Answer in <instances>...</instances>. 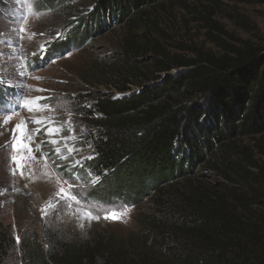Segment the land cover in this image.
Masks as SVG:
<instances>
[{
  "label": "trees",
  "instance_id": "trees-1",
  "mask_svg": "<svg viewBox=\"0 0 264 264\" xmlns=\"http://www.w3.org/2000/svg\"><path fill=\"white\" fill-rule=\"evenodd\" d=\"M85 1L43 4L66 11ZM89 1V13L65 25V39L82 43L112 23L123 37L120 63L106 73L121 83L99 81L103 89L89 86L80 95L97 131L88 165L106 179L98 195L148 198L149 209L140 230L125 237L54 239L46 251L27 241L26 264H264V165L237 141L264 132V47L245 41L222 43L220 54L169 55L153 36L159 28L150 11L164 0ZM111 84L120 96L104 88ZM199 170L218 172L223 181L207 186L211 175ZM13 244L0 223V264Z\"/></svg>",
  "mask_w": 264,
  "mask_h": 264
},
{
  "label": "rangeland",
  "instance_id": "rangeland-1",
  "mask_svg": "<svg viewBox=\"0 0 264 264\" xmlns=\"http://www.w3.org/2000/svg\"><path fill=\"white\" fill-rule=\"evenodd\" d=\"M28 2L0 0V79L5 81L0 84V99L7 100L14 109L0 111V223L14 238L2 264H26L27 241L34 246L40 244L46 251L54 239L83 243L98 235L135 234L140 230L141 214L149 209L148 198L124 201L118 198L119 193L106 190L109 197L98 195L104 192L101 185L106 179L95 175L88 165L94 156L92 141L97 131L80 95L89 86L103 89L99 81L121 83V78L107 74L120 63L123 28L112 23L90 33L82 43H72L65 39V25L77 20V15L89 13L93 6L89 0L70 4L71 9L66 11L57 4L47 7L43 4L46 0H31L33 7L29 10ZM158 4L150 9L159 28L153 36L169 55L192 57L196 49L220 54L225 51L222 43L239 46L245 41L264 47V3L164 0ZM143 66L152 67L148 62ZM131 87L136 89L135 85ZM104 88L115 93L114 97L121 95L114 84ZM36 97L42 98L41 106L48 107L30 112L15 106V101ZM6 116L12 118L5 125L2 121ZM37 119L41 121L38 124L33 122ZM21 121L31 137L25 142L30 143L32 152L22 150L24 166L14 175L16 165L11 157L17 153L11 147L12 130ZM49 128L61 131L49 134ZM53 140L56 143H51ZM237 141L251 161L264 165V132ZM246 166L257 172V168ZM200 172L211 175L205 181L207 186L223 181L218 172ZM96 177L99 180L94 183ZM61 188L69 195L61 193ZM125 208L130 211L122 219L104 218L106 212L119 213ZM88 213L99 219H92Z\"/></svg>",
  "mask_w": 264,
  "mask_h": 264
},
{
  "label": "snow or ice",
  "instance_id": "snow-or-ice-1",
  "mask_svg": "<svg viewBox=\"0 0 264 264\" xmlns=\"http://www.w3.org/2000/svg\"><path fill=\"white\" fill-rule=\"evenodd\" d=\"M27 7L29 10H32L33 4L31 2V0H29V2L27 3ZM21 31H25L26 29L21 28ZM5 81L3 79H0V84H3ZM41 97H36L34 99H24L22 101H15V106L16 107H25L27 108L30 112L31 111H35V110H40L41 107L43 108H47L48 106L45 104L43 106L40 105L39 101L41 100ZM14 109L9 106V102L7 100H3L0 99V111L3 112H11ZM11 116H6L2 123L3 124H7L9 120H11ZM34 123H40L41 121L39 119L33 121ZM61 131L60 128H49L48 132L49 134H53L55 132H59ZM13 132V137H12V144L11 147L14 149V151L17 153V155H13L11 157L13 163L16 165V168L12 169L13 174H16L17 169H22L23 168V163L22 161H24L26 159V157L22 154H20L22 152L23 149H27L29 153L32 152V148L30 147V143H26L25 141H29L31 140L30 135L27 134V129H26V124L24 123V121H21L20 123H17L14 127V129L12 130ZM51 143H56L55 140L51 141ZM73 149H69V151L71 152ZM60 149L57 148L56 152H59ZM66 159V157H65ZM88 159H91V157H88ZM21 174H23V172L21 171ZM99 180V177H96V180L93 181L94 183L97 182ZM61 193H64L65 195H69L68 193H65V190L63 188L60 189ZM72 200H75L76 197L75 196H70L69 197ZM130 211V209L125 208L122 212H106L105 213V219H113V220H118V219H122L124 216H126L128 214V212ZM88 216L91 217L92 219H99L98 216H92L91 213H88ZM17 241H19V237H17Z\"/></svg>",
  "mask_w": 264,
  "mask_h": 264
}]
</instances>
